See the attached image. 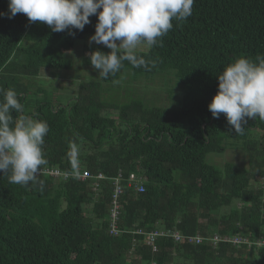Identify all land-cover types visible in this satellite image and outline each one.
I'll return each mask as SVG.
<instances>
[{
    "label": "trees",
    "instance_id": "trees-1",
    "mask_svg": "<svg viewBox=\"0 0 264 264\" xmlns=\"http://www.w3.org/2000/svg\"><path fill=\"white\" fill-rule=\"evenodd\" d=\"M0 13H8V0H0ZM89 19L70 35L22 13L0 15V88L15 89L24 114L49 125L40 170L105 176L42 175V186L0 176V264H264V183L251 184L264 177V119L248 118L235 133L207 106L226 63L264 54V0H195L192 15L173 20L161 44L136 51L146 67L124 61L106 79L89 54L110 50L84 42L97 22ZM62 69L78 82L69 94L41 78L47 70L58 82L53 73ZM227 150L245 164L214 159ZM117 173L124 180L115 234L110 178ZM130 173L141 192L127 183ZM154 231L168 233L155 236V249L145 240ZM174 232L184 237L176 241ZM194 235L199 243L188 242Z\"/></svg>",
    "mask_w": 264,
    "mask_h": 264
},
{
    "label": "clouds",
    "instance_id": "clouds-1",
    "mask_svg": "<svg viewBox=\"0 0 264 264\" xmlns=\"http://www.w3.org/2000/svg\"><path fill=\"white\" fill-rule=\"evenodd\" d=\"M194 3L195 0H8V13L0 15L11 19L22 13L29 22H43L53 32L68 31L70 35L75 34L73 29L83 31L95 15V31L89 41L110 51L94 50L89 60L100 78L106 79L119 72L124 61L133 67H146L145 59L136 54L137 47L145 44L150 49L161 44L160 38L173 28V20L186 21L192 15ZM217 79V91L207 105L214 118L224 114L235 133L243 132L248 118L264 119V54L254 59L235 57L218 72ZM13 112L20 115L14 118ZM24 113L25 106L16 90L0 88V176L21 186H42V175L78 178L59 168L57 176L41 173V166L47 163L43 145L49 125ZM78 155V148L72 145L73 167L78 164ZM150 245L155 249L154 242Z\"/></svg>",
    "mask_w": 264,
    "mask_h": 264
},
{
    "label": "built area",
    "instance_id": "built-area-1",
    "mask_svg": "<svg viewBox=\"0 0 264 264\" xmlns=\"http://www.w3.org/2000/svg\"><path fill=\"white\" fill-rule=\"evenodd\" d=\"M42 174H50V175H54L57 176L58 174H60V171L57 170L56 168H45L41 170ZM65 176H68L67 173H64ZM75 176H77L79 179H86V178H91L94 177L95 179H104L105 176H103L101 173H98L96 175H91L89 172L86 171H82L81 173H74ZM122 180H124L121 176L120 173H117L116 176H114L111 179V184L113 185V192L111 195V206H110V217H111V222H110V226H111V231L114 233H117V229L115 227V222L118 220V209L120 208V193L122 191ZM127 183L128 184H132L133 188L138 191L141 192L143 190V186L142 183L140 182L139 178L134 174V173H130L128 175V177L126 178ZM159 235H168V233L166 232H148L145 237L148 241L149 244H152L154 242V238L155 236H159ZM174 240L178 241L180 240L182 236L180 233L178 232H174L172 234H170ZM186 238L188 239V242H196L199 243L201 241V238L198 235H194V236H186ZM214 239H216V237H214Z\"/></svg>",
    "mask_w": 264,
    "mask_h": 264
},
{
    "label": "rangeland",
    "instance_id": "rangeland-1",
    "mask_svg": "<svg viewBox=\"0 0 264 264\" xmlns=\"http://www.w3.org/2000/svg\"><path fill=\"white\" fill-rule=\"evenodd\" d=\"M87 36H91V35H87ZM81 41L82 40H75L74 46L78 45ZM87 41L89 42V38H88ZM147 49H148V47L145 44H140L137 47L136 51L147 50ZM72 57L74 58V61H78L79 60V55L77 53H73ZM46 72H47V70H44L43 71L44 76L42 75L41 78H43V80H50V79L51 80H54L53 83H54L55 86L56 85L58 86L57 89H56V90H58V92L59 91L60 92L63 91L64 93L67 92V94H69L68 91H71L73 89H76V85H77L78 82H76L75 79H72V75L73 76L75 75V73L73 71H66L64 69L55 71L53 73L54 75L60 74V76L57 78L58 82L56 81L57 84L55 82V80H56L55 78H48L50 75L49 76L48 75L47 76L45 75ZM84 73H88V72L85 70ZM90 73H88V74H90ZM169 76L170 75H168V76L166 75V78H165L166 81L169 79ZM41 78L39 77V79H41ZM155 81L156 82H159L158 79H155ZM45 87H48V85L45 84ZM29 96H27V101H29ZM47 97L51 99V93H49V95H47ZM53 103L55 105H57L59 103V97L56 98L54 96ZM214 159H216V161L221 162V163L224 162V161H229V162L230 161H233L237 165H241V163H244L245 164V160H243L241 158L240 154L237 151H235V150L234 151L227 150L224 154H221L218 157H214ZM263 183H264V177L263 178L261 177L259 179H255L254 178V179L251 180V184L253 186H257V185L258 186H260V185L262 186ZM145 240H146V243L149 244L148 241H147V239H146V237H145Z\"/></svg>",
    "mask_w": 264,
    "mask_h": 264
},
{
    "label": "crops",
    "instance_id": "crops-1",
    "mask_svg": "<svg viewBox=\"0 0 264 264\" xmlns=\"http://www.w3.org/2000/svg\"><path fill=\"white\" fill-rule=\"evenodd\" d=\"M89 37H90V36H86V37L84 38V42L90 43V41H89V42L87 41Z\"/></svg>",
    "mask_w": 264,
    "mask_h": 264
}]
</instances>
